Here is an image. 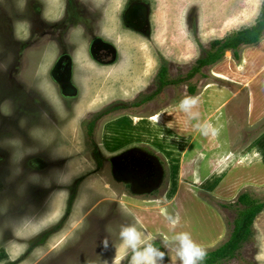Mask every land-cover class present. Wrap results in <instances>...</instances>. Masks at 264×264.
I'll return each mask as SVG.
<instances>
[{
	"label": "rangeland",
	"instance_id": "rangeland-1",
	"mask_svg": "<svg viewBox=\"0 0 264 264\" xmlns=\"http://www.w3.org/2000/svg\"><path fill=\"white\" fill-rule=\"evenodd\" d=\"M130 1L0 0V253L4 254L0 264H128L127 257L116 260L120 226L134 224L145 231L132 217L133 210L139 205H164L131 197L157 196L169 183L173 185L169 197L178 185L182 192L199 193L202 175L193 172L188 185V174L173 163L174 147L145 138L163 152L156 157L164 179L153 193L143 194L115 177L111 159L130 150L153 154L151 146L142 145V134L165 138L174 133V122L166 116L189 96L187 83L197 87L231 82L241 88L259 76L264 86V36L256 45L241 46L238 59L227 50L219 62L203 68L205 76L196 74L180 82L213 40L253 25L264 0H132L149 5L146 36L118 30L122 5ZM93 37L115 46V62L100 64L92 58ZM64 54L71 58L73 94L62 91L56 70ZM165 62L168 78L177 83L166 84L139 104L158 90L157 75ZM227 73L239 77L234 80ZM164 111L161 120L149 119ZM232 120L235 132L246 134L235 114ZM90 121L95 122L88 135ZM76 183L75 200L64 222ZM244 190L264 199V187ZM232 200L209 201L224 219L226 237L207 251L229 237L236 207L222 205ZM168 207L163 215H176L178 210L180 223L172 228L160 217L154 228L181 230L190 218L187 229L195 238L197 228L205 232L195 220L199 208L189 210L185 202L181 206L176 201V210ZM215 217L221 221L217 213ZM51 231L43 243L42 236ZM162 237L158 234L156 242L163 247ZM105 238L107 248L101 243ZM164 249L169 263L179 264L174 253ZM222 264H264V210L254 220L251 241L237 257Z\"/></svg>",
	"mask_w": 264,
	"mask_h": 264
},
{
	"label": "crops",
	"instance_id": "crops-1",
	"mask_svg": "<svg viewBox=\"0 0 264 264\" xmlns=\"http://www.w3.org/2000/svg\"><path fill=\"white\" fill-rule=\"evenodd\" d=\"M246 49L247 48H245L244 51ZM256 50L261 51V48ZM249 51L251 52L252 50L250 49ZM256 54L258 53L256 52ZM228 76L232 77L234 80H236V77H239L235 75L231 76L229 73ZM230 83L231 82L225 83L223 86H210L208 84L206 86L198 85L193 94H188L189 96L198 97L199 100L197 106L193 109V111L199 113V115L195 118L190 119L186 113L178 108L179 103L175 104V106H173L176 108H174L175 111L168 113L166 116L170 122H174V133L165 136V138L162 136L155 138V136L142 134V145L151 146V148H153L150 149L148 147L150 150H153V155L152 153L145 151L152 158L156 159V156L159 158L163 152L157 151L153 145L144 142L145 138L150 140L153 139V141L155 139L157 144L161 143L163 145H167L169 149L170 147H174V150L177 151V154H174L175 162L173 163H176L177 168L186 172L185 174H188V185H191L192 183L191 178L193 176V172L196 171L202 175V179H200L199 182V185L201 186L198 190L200 194L194 193L193 190H191L192 192H182L180 190L182 185H178L174 187V191L169 197L168 194L170 193L171 188H173L172 183H169L167 184L166 188H164V190L160 192L159 195H157L158 197H131L133 201H168V204L164 205H139L137 208H135V210H133L132 217L135 218V220L145 228V231L152 234L156 233L157 235L160 234L162 236L169 237L175 232L187 231L197 243L201 244L205 248H210L226 237V229L223 222L224 219L220 211H218L209 201H214V199L216 201H226L231 200L232 198V201H234V199L236 201L237 197L246 191L244 190L245 188L264 187V179H262L264 178V125L260 127V125H262L264 122V86L262 81H259V76L252 84L250 83L243 85L241 88ZM245 88L246 92L243 93L242 90ZM257 97H260V99L258 100ZM243 100H246L245 108H242L241 106ZM164 113L165 111L161 112V114H157L159 119L165 117ZM234 114L237 117V122L241 120L242 129H246V134L242 136L238 135V133H236L234 130L236 127L232 120ZM160 116L162 118H160ZM203 124H210L216 129L217 135H203L199 130V126ZM175 147H179V149ZM198 160L199 164H197ZM254 169L256 171H254ZM232 170H234V172ZM236 171H238V173ZM184 172L182 174H184ZM259 172L263 174L260 175ZM240 174H242V176ZM245 174L246 179L241 180V178H245ZM222 175H225L223 176L224 178ZM255 175H257L256 178ZM240 176L241 178H238ZM231 179L232 181L230 182ZM230 190L232 191V195L230 194ZM174 201H176V203L181 206H184L185 202V204L188 205L189 210L199 208V212L201 214H199V217H196L195 220L198 223V227L200 225V228L204 229L205 232L199 233L197 228L195 231L197 238H195L193 234L187 229L190 218L185 221L186 225L181 230H167V226H170L168 223L166 224V229L164 227L161 229L154 228V224L157 222V220H160V217L165 219V215L162 213L163 208L167 207V205H170V207H168L170 209L174 208ZM190 205L196 206L192 207ZM156 206L159 208V210L155 209ZM171 210L176 209L174 208ZM176 213L179 215L178 210H176ZM216 213L219 215V218H221L220 222L216 220Z\"/></svg>",
	"mask_w": 264,
	"mask_h": 264
},
{
	"label": "trees",
	"instance_id": "trees-1",
	"mask_svg": "<svg viewBox=\"0 0 264 264\" xmlns=\"http://www.w3.org/2000/svg\"><path fill=\"white\" fill-rule=\"evenodd\" d=\"M264 36V4L262 6L259 17L256 19L255 23L249 27L239 29L221 39L213 40L208 49L205 50L204 55L199 57L195 64L191 67V69L180 79L181 81H189L190 78L195 76L196 74H200V76H204L202 73V69L210 66L216 62H219L224 53L227 50L232 51L233 58H239V48L244 45H256L260 42L262 37ZM160 85L156 93L147 96L144 100L152 98L155 94L161 90L166 84L177 83V81L170 80L168 78L167 72V63H163L159 69L157 75ZM188 92L193 94L195 92V86L191 83H187ZM139 102H142L139 101ZM113 109V108H111ZM94 122L90 121L87 125V134L91 135L94 129ZM92 145V142H89ZM92 153L97 161V165L101 164V159L99 158V152L97 149H93ZM78 184L76 183L75 189L71 192L70 197L67 202L66 212L64 216V222L66 221L68 215L71 212V208L76 196ZM222 206H230L236 207V217L233 219L232 228L229 234L228 239L221 244L219 247L207 251V256L202 262V264H222L225 261L234 259L240 253L243 245L251 241L253 238V223L256 216L264 210V199L254 197L250 193L243 192L241 193L236 201L232 204H225ZM53 233L47 232L42 236L43 243L49 234ZM157 247L165 250L158 242H155ZM166 251V250H165ZM4 254L0 253V260L3 258ZM167 260V254H166ZM167 264H170L167 260ZM13 264V263H12Z\"/></svg>",
	"mask_w": 264,
	"mask_h": 264
},
{
	"label": "flooded vegetation",
	"instance_id": "flooded-vegetation-1",
	"mask_svg": "<svg viewBox=\"0 0 264 264\" xmlns=\"http://www.w3.org/2000/svg\"><path fill=\"white\" fill-rule=\"evenodd\" d=\"M119 18L120 26L118 30L124 28L130 32L141 34L142 36L150 34L149 5L146 3L132 0L130 2H126L125 5H122ZM91 41L94 42V44L90 46V53L96 62L100 64H108L117 60L116 49L112 43L102 44V40L98 37H93ZM56 70L58 71V74L61 75V84H66L70 81L71 58L69 55L64 54L61 58H59ZM168 71L169 69L167 64V72ZM192 78H190L189 81ZM186 87L189 88L188 86ZM152 94H154V92ZM148 100L149 99H147V101ZM144 102L145 100L143 98L142 102L139 104ZM156 159L158 160V158ZM156 159L152 158L145 151L130 150L111 159V165L115 171V177L123 181L129 188H133L139 193L149 194L153 193L156 188L161 185L164 179V173L161 171L160 163Z\"/></svg>",
	"mask_w": 264,
	"mask_h": 264
},
{
	"label": "clouds",
	"instance_id": "clouds-1",
	"mask_svg": "<svg viewBox=\"0 0 264 264\" xmlns=\"http://www.w3.org/2000/svg\"><path fill=\"white\" fill-rule=\"evenodd\" d=\"M199 100L195 96H185L180 100L178 108L186 113L189 118H195L199 115L193 111ZM203 135H216V129L210 124L199 126ZM158 203L167 204L166 200ZM168 224L175 228L180 223V217L176 215H166ZM120 246L116 255L117 262L128 258V264H165L166 251L157 247L155 242L157 236L138 229L134 224L121 225L118 232ZM163 247L174 253V257L179 264H202L207 256V250L204 246L197 243L187 231L175 232L173 235L163 236ZM107 248L109 240L107 238L101 241Z\"/></svg>",
	"mask_w": 264,
	"mask_h": 264
},
{
	"label": "bare ground",
	"instance_id": "bare-ground-1",
	"mask_svg": "<svg viewBox=\"0 0 264 264\" xmlns=\"http://www.w3.org/2000/svg\"><path fill=\"white\" fill-rule=\"evenodd\" d=\"M261 44H262V43H261ZM261 46H262V45H261ZM262 50H263V49H262ZM248 53H249V52H248ZM257 53H258V52H257ZM260 53H261V51H260ZM250 54H251V53H250ZM250 54H248V56H249ZM245 55H246V54H245ZM257 55L259 56V54H257ZM248 56H247V57H248ZM251 57H252V56H251ZM251 57H249V58H251ZM253 57H254V56H253ZM249 58H248V59H249ZM245 59L247 60L246 56H244L243 62L246 61ZM258 59H261V58L259 57ZM255 61H257V60H255ZM258 61H259V60H258ZM248 62H249V61H248ZM249 64H250V63H249ZM252 64H253V63H252ZM225 65H226V63H225ZM225 65H224V66H225ZM224 66H223V67H224ZM218 67H219V66H218ZM248 67H249V66L247 65V68H248ZM263 67H264V66H263ZM247 68H246V69H247ZM218 69H219V68H218ZM218 69H217V70H218ZM223 69H224V68H223ZM253 69H254V68H253ZM245 71H247V70H245ZM250 71H251V70H250ZM211 73H212V72H211ZM215 73H216V72H215ZM227 74H228V73H227ZM238 74H240V73H238ZM249 74H250V73H249ZM215 76H216V75H215ZM221 76L223 77V75H221ZM237 76H238V75H237ZM223 78H224V77H223ZM228 78H229V77H228ZM228 78H227V79H228ZM239 80H240V79H239ZM250 82H251V81H250ZM211 83H212V82H211ZM248 83H249V82H248ZM213 84H214V82H213ZM208 85H209V84H208ZM219 85H221V84H219ZM219 85H218V86H219ZM222 86H223V85H222ZM206 88H207V87H206ZM210 88H211V87H210ZM213 88H214V87H213ZM220 88H221V87H220ZM228 91H229V90H228ZM199 97H200V96H199ZM254 97H255V96H254ZM257 99L259 100L260 97H259V98L257 97ZM256 102H257V101H256ZM258 102H260V101H258ZM260 104H261V103H260ZM258 106H260V105H258ZM219 107H220V106H219ZM260 107H261V106H260ZM174 114H175V113H174ZM206 115H207V114H206ZM172 116H174V115H172ZM175 116H176V114H175ZM175 116H174V117H175ZM157 118H159V116H158V115H155V116L151 117L150 120H151V121H152V120H157ZM179 118H180V117H179ZM218 118H219V117H218ZM146 119H147V118H146ZM184 119H185V118H184ZM186 119H187V118H186ZM126 120H127V119H126ZM128 120H129V119H128ZM158 120H159V119H158ZM160 120H161V119H160ZM225 120H226V119H225ZM122 121H123V120H122ZM181 121H182V120H181ZM186 121H188V120H186ZM129 123H130V122H129ZM184 124H185V122H184ZM210 124H211V123H210ZM221 126H222V125H221ZM182 127H183V125H182ZM186 127H187V126H186ZM104 128H105V126H104ZM168 129H169V128H168ZM219 129H220V128H219ZM225 129H226V128H225ZM103 130H104V129H103ZM170 130H171V128H170ZM219 131H220V130H219ZM167 132H169V131H167ZM103 133H104V132H103ZM216 135H217V134H216ZM201 138H202V137H201ZM224 139H225V137H224ZM175 140H176V139H175ZM200 140H201V139H200ZM201 141H202V140H201ZM203 142H204V141H203ZM222 142H223V141H222ZM229 144H230V143H229ZM176 145H177V144H176ZM189 145H190V144H189ZM189 145H188V146H189ZM185 147H186V146H185ZM185 147H184V148H185ZM189 147H190V146H189ZM189 147H188V148H189ZM225 147H226V146H225ZM195 148H196V146H195ZM165 149H166V148H165ZM230 149H231V148H230ZM194 150H195V149H194ZM200 150H201V149H200ZM195 151H196V150H195ZM182 152H183V151H182ZM197 152H198V150H197ZM211 152H212V151H211ZM237 156H238V155H237ZM206 158H207V157H206ZM206 158H205V159H206ZM210 158H211V157H210ZM229 158H230V157H229ZM227 160H228V159H227ZM214 161H215V160H214ZM235 161H236V160H235ZM228 167H230V166H228ZM240 167H241V166H240ZM244 169H245V168H244ZM244 169H243V170H244ZM239 170H240V168H239ZM243 170H241V171H243ZM232 171L234 172V170H232ZM244 171H245V170H244ZM254 171H256V170L254 169ZM263 171H264V170H263ZM233 172H231V173H233ZM236 172L238 173V171H236ZM261 172H262V169H261ZM233 174H234V173H233ZM252 174H253V173H252ZM254 174H255V172H254ZM259 174L261 175V174H263V173H260V172H259ZM240 175L242 176V174H240ZM223 176H225V175H222V177H223ZM227 176H229V175H227ZM241 176L238 177V178H241ZM256 176H257V175H255V178H256ZM234 177H235V176H234ZM251 177H252V176H251ZM261 177H262V176H261ZM223 178H224V177H223ZM200 179H201V178H200ZM242 179H243V180L246 179V174H245V178H241V180H242ZM248 179H249V177H248ZM262 179H264V178H262ZM194 180H195V179H194ZM236 180H237V179H236ZM249 180H250V179H249ZM251 180H252V179H251ZM174 181H175V180H174ZM231 181H232V179L230 180V182H231ZM237 181H239V180H237ZM255 181H256V180H255ZM257 181H258V180H257ZM193 182H194V181H193ZM222 182H223V181H222ZM241 182H242V181H241ZM261 182H262V181H261ZM227 183H229V182H227ZM235 183H236V182H235ZM236 184H238V183H236ZM236 184H235V185H236ZM193 185H194V184H193ZM224 186H225V185H224ZM224 186H223V187H224ZM195 187H196V185H195ZM232 187H233V186H232ZM235 187H236V186H235ZM211 189H212V188H211ZM232 189H234V188H232ZM209 190H210V189H209ZM238 190H239V189H238ZM221 191H222V190H221ZM230 191H231V190H230ZM221 193H223V192H221ZM227 193H229V192H227ZM231 193H232V191L230 192V194H231ZM231 195H232V194H231Z\"/></svg>",
	"mask_w": 264,
	"mask_h": 264
},
{
	"label": "water",
	"instance_id": "water-1",
	"mask_svg": "<svg viewBox=\"0 0 264 264\" xmlns=\"http://www.w3.org/2000/svg\"><path fill=\"white\" fill-rule=\"evenodd\" d=\"M62 91L67 94H73L75 92L74 87L71 85L70 81L66 84H62Z\"/></svg>",
	"mask_w": 264,
	"mask_h": 264
}]
</instances>
